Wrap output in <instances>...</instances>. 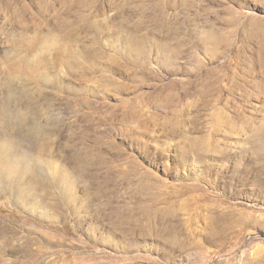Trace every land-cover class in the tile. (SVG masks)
Listing matches in <instances>:
<instances>
[{
  "label": "rangeland",
  "instance_id": "rangeland-1",
  "mask_svg": "<svg viewBox=\"0 0 264 264\" xmlns=\"http://www.w3.org/2000/svg\"><path fill=\"white\" fill-rule=\"evenodd\" d=\"M10 89L0 264H264V0H0Z\"/></svg>",
  "mask_w": 264,
  "mask_h": 264
},
{
  "label": "bare ground",
  "instance_id": "bare-ground-1",
  "mask_svg": "<svg viewBox=\"0 0 264 264\" xmlns=\"http://www.w3.org/2000/svg\"><path fill=\"white\" fill-rule=\"evenodd\" d=\"M21 59H20L21 62L23 60L27 61L26 57L21 58ZM9 91L10 92L7 94L8 96L5 99L6 104L0 102V136H2L1 137L2 139L0 140V182L4 180L6 181L8 177V170L10 168H14V167L17 168L16 166L20 165L17 163L18 160L17 161L11 160L12 153H14L15 151L17 152L18 150L20 151L21 149H24L23 144H26L28 148H33L32 152L35 151L34 150L35 146L38 147L39 150H43L47 147V144L50 141L48 138L49 134H47L46 132L47 131L46 126L43 125L39 120L30 119L29 117L22 115V113L19 112L18 110L10 108L11 106L10 103L16 101V94L14 92V89H10ZM33 92L38 94L39 90L36 89ZM3 135H6L7 138H3ZM9 135H12L13 139L8 138ZM45 160L46 159H44V161ZM30 161L28 163H30ZM41 162L42 161H40V163ZM45 163L44 164L46 166L47 165L49 166L47 162ZM24 166H27V165H24ZM27 169H30V166L29 167L27 166ZM52 177L50 179H52ZM54 182L56 184L59 183L60 178L59 177L55 178Z\"/></svg>",
  "mask_w": 264,
  "mask_h": 264
}]
</instances>
